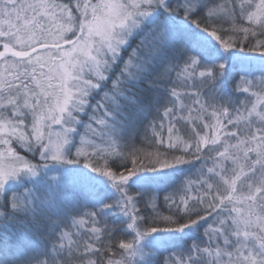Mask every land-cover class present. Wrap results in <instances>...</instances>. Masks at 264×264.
<instances>
[{"label": "snow or ice", "instance_id": "6c2138e0", "mask_svg": "<svg viewBox=\"0 0 264 264\" xmlns=\"http://www.w3.org/2000/svg\"><path fill=\"white\" fill-rule=\"evenodd\" d=\"M0 49V264H264V0H0Z\"/></svg>", "mask_w": 264, "mask_h": 264}, {"label": "trees", "instance_id": "16d2710c", "mask_svg": "<svg viewBox=\"0 0 264 264\" xmlns=\"http://www.w3.org/2000/svg\"><path fill=\"white\" fill-rule=\"evenodd\" d=\"M254 70H255V68H254ZM233 75H235V73H233ZM256 75L259 76V72L258 71L256 72ZM228 90L231 91V85H229ZM73 195H74V192L70 191L69 192V197L71 198Z\"/></svg>", "mask_w": 264, "mask_h": 264}, {"label": "rangeland", "instance_id": "374dc122", "mask_svg": "<svg viewBox=\"0 0 264 264\" xmlns=\"http://www.w3.org/2000/svg\"><path fill=\"white\" fill-rule=\"evenodd\" d=\"M0 50H2V49H0ZM258 67V66H257ZM19 150V149H18ZM82 166V165H81ZM55 173H50V175H54Z\"/></svg>", "mask_w": 264, "mask_h": 264}]
</instances>
